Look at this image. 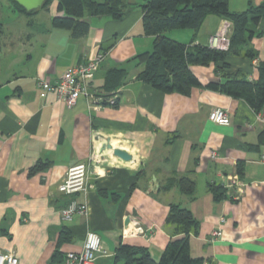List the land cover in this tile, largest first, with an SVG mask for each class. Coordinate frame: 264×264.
<instances>
[{
	"label": "crops",
	"instance_id": "0c3cea01",
	"mask_svg": "<svg viewBox=\"0 0 264 264\" xmlns=\"http://www.w3.org/2000/svg\"><path fill=\"white\" fill-rule=\"evenodd\" d=\"M144 1L131 0L132 9L122 20L93 17L89 33L81 38L52 27V17L59 13L57 0L46 17L20 12L10 18V26L3 22L7 35L0 42V250L13 251L20 264H65L67 253L82 250L89 230L101 236L107 251L99 252L94 264H114L120 243L145 246L158 259L171 237L180 235L165 222L171 203L189 208L199 222L190 233L193 257L207 264H264V112L209 88L210 81L222 78L215 63L191 66L202 85L189 95L164 92L140 80L143 67L135 57L154 45V36L143 27L139 4ZM250 1L264 4H229L231 10L243 11ZM20 21L22 30L16 25ZM223 21L211 14L198 32L180 28L167 35L208 46ZM251 28L261 33L252 40L257 55H233L229 62L231 71L258 79V65L264 62V16ZM98 52L105 58L92 86L117 89L118 105L96 109L80 98L70 107L53 91L41 96L38 79L55 81ZM114 69H123L124 75L108 88V74ZM214 107L227 110L231 124L213 122L209 114ZM109 143L127 150L132 159L114 155ZM38 162L44 168L32 171ZM79 162L89 166L88 190L74 196L60 192L68 169ZM183 176L195 180L194 197L180 190ZM236 176L242 192L238 185L227 186ZM213 184L222 187L219 200ZM73 197L87 202L89 211L66 221L62 210ZM136 220L143 234L135 232ZM64 227L71 238L59 245ZM217 229L222 235L211 239ZM57 249L63 257L54 261Z\"/></svg>",
	"mask_w": 264,
	"mask_h": 264
},
{
	"label": "trees",
	"instance_id": "16d2710c",
	"mask_svg": "<svg viewBox=\"0 0 264 264\" xmlns=\"http://www.w3.org/2000/svg\"><path fill=\"white\" fill-rule=\"evenodd\" d=\"M16 9L22 14L34 15L40 10H48L54 0H45L37 9L28 11L16 0ZM59 13L52 17V27L71 31L74 38L87 35L91 27V19L98 16H110L115 20H122L132 9L131 0H57ZM139 7L143 10V27L147 35L154 36L151 51L138 54L135 59L143 68L138 78L164 92H178L189 95L193 88L202 83L191 66L194 64L215 63L216 72L221 79L210 81L207 86L214 90L225 92L236 98L246 100L257 112H264V62L258 65L259 78L249 79L241 76L238 71H231L229 57L244 55L255 57L257 53L252 46V40L260 36L251 28V24H258L264 16V4L255 5L251 1L247 9L233 11L229 0H145ZM216 15L228 19L232 23L231 46L227 51L214 49L209 45L183 43L167 35L172 29L190 28L198 32L208 15ZM4 23L0 19V32ZM123 69L111 70L108 74V85L112 88L117 84ZM106 98L117 95L114 106L119 103L117 89L105 90ZM106 102V103H105ZM104 104H108L104 101ZM264 143V131L261 133ZM44 168L38 162L32 171ZM242 162L238 163V171L243 173ZM180 190L194 197L196 182L189 176L179 178ZM217 200L223 192L220 185H211ZM166 224L175 226L179 236L171 237L160 259L152 256L145 246L120 243L114 255V264H207L204 258L193 257L190 251V233L199 227L198 220L192 211L178 203L169 205ZM70 232L64 227L60 233L58 244L70 240ZM63 253L57 249L53 260H60Z\"/></svg>",
	"mask_w": 264,
	"mask_h": 264
},
{
	"label": "built area",
	"instance_id": "2783aa9c",
	"mask_svg": "<svg viewBox=\"0 0 264 264\" xmlns=\"http://www.w3.org/2000/svg\"><path fill=\"white\" fill-rule=\"evenodd\" d=\"M231 25L230 20L224 19L220 28L210 35L209 46L222 51L229 50L231 46ZM104 58L105 53L98 52L94 58L66 69L55 81H51L48 78L38 79L37 85L40 89L41 96H45L47 92L53 91L59 100L64 101L70 107L76 105L80 98H84L89 107L96 109L104 106V101L113 105L118 97L116 94L106 98L103 90L92 86L94 76L99 70ZM209 117L213 122L220 125L231 124L229 112L222 107H214L210 111ZM217 156L218 153L213 150L212 158H216ZM88 170L89 166L84 162H79L71 166L59 184V191L70 196L86 192L88 190ZM237 177H230L227 186L237 187L236 185H238V188L242 192L243 184ZM235 197L238 198L239 194ZM88 211L89 205L87 202H79L73 197L67 206L63 208L62 217L66 221H71L75 214H86ZM220 220L225 222L226 218L222 216ZM135 232L140 234L144 233L143 227L139 225L137 220ZM221 235L222 230H214L211 233V239H216ZM99 252L107 253L106 250L102 249L101 236L96 231L89 230L86 234L82 250L67 253L65 264H94ZM0 264H20V260L13 251L0 250Z\"/></svg>",
	"mask_w": 264,
	"mask_h": 264
},
{
	"label": "rangeland",
	"instance_id": "374dc122",
	"mask_svg": "<svg viewBox=\"0 0 264 264\" xmlns=\"http://www.w3.org/2000/svg\"><path fill=\"white\" fill-rule=\"evenodd\" d=\"M14 8H16V5L13 1L11 0H0V19L2 22H5L8 26H10V18L11 17H16V15L14 14H17V16H19L20 12L16 9L15 12H14ZM13 9V10H12ZM40 14H43V16H48L47 12L48 10L46 9H42ZM25 16V14H24ZM17 27H19L21 30H22V21H20L18 24H16ZM31 31V29H28V31ZM8 31V29H7ZM232 31V30H231ZM5 35H7V32H6V29H3L2 32H0V42L1 41H4L5 39ZM161 256L158 257V259H160Z\"/></svg>",
	"mask_w": 264,
	"mask_h": 264
},
{
	"label": "water",
	"instance_id": "95a60500",
	"mask_svg": "<svg viewBox=\"0 0 264 264\" xmlns=\"http://www.w3.org/2000/svg\"><path fill=\"white\" fill-rule=\"evenodd\" d=\"M19 4L24 6L28 11L40 8L45 0H16ZM109 149H112L113 154L124 159V160H131L132 155L127 151L119 147H113L112 144H107Z\"/></svg>",
	"mask_w": 264,
	"mask_h": 264
}]
</instances>
